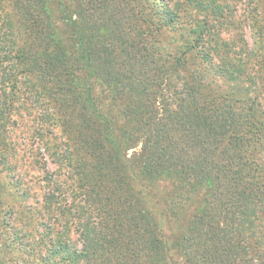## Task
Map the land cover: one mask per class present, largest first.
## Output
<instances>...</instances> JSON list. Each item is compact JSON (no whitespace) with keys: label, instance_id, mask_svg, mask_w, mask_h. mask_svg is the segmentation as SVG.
<instances>
[{"label":"trees","instance_id":"1","mask_svg":"<svg viewBox=\"0 0 264 264\" xmlns=\"http://www.w3.org/2000/svg\"><path fill=\"white\" fill-rule=\"evenodd\" d=\"M0 251L264 264V0H0Z\"/></svg>","mask_w":264,"mask_h":264},{"label":"rangeland","instance_id":"2","mask_svg":"<svg viewBox=\"0 0 264 264\" xmlns=\"http://www.w3.org/2000/svg\"><path fill=\"white\" fill-rule=\"evenodd\" d=\"M252 37H251V33H250V31L249 32H247V39H248V41H249V43H252V39H251ZM29 118V120H32V117H28ZM35 141V140H34ZM21 142H24L23 140H21ZM31 145H34V143H32ZM35 147L36 148H38V146L35 144ZM35 148V149H36ZM34 149V148H33ZM41 153L44 155L46 152H44V150H41ZM49 164V163H48ZM50 171H53V168L52 167H50ZM38 196H41V193H38L37 194ZM53 222L51 223L52 225L53 224H55V222H54V220H52ZM48 224H49V221H48ZM50 224V225H51ZM10 257H11V254H8V253H6V251H0V260L2 261V262H4V263H6L7 262V260L8 259H10Z\"/></svg>","mask_w":264,"mask_h":264}]
</instances>
